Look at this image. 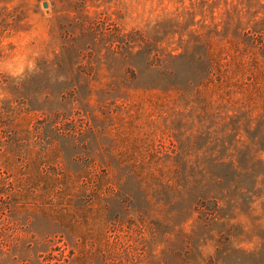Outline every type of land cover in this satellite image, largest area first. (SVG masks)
Listing matches in <instances>:
<instances>
[{
  "label": "rangeland",
  "instance_id": "1",
  "mask_svg": "<svg viewBox=\"0 0 264 264\" xmlns=\"http://www.w3.org/2000/svg\"><path fill=\"white\" fill-rule=\"evenodd\" d=\"M260 1L0 0V264H264Z\"/></svg>",
  "mask_w": 264,
  "mask_h": 264
},
{
  "label": "trees",
  "instance_id": "2",
  "mask_svg": "<svg viewBox=\"0 0 264 264\" xmlns=\"http://www.w3.org/2000/svg\"><path fill=\"white\" fill-rule=\"evenodd\" d=\"M257 3H260L261 1L260 0H256ZM254 17V16H253ZM254 28H256L257 30H262L264 32V17L260 18L256 23H255V26ZM261 34V37H264V34L263 33H260ZM261 58L263 60V64H264V53L261 55Z\"/></svg>",
  "mask_w": 264,
  "mask_h": 264
}]
</instances>
